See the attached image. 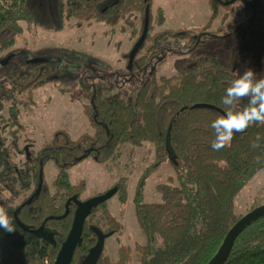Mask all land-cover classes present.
I'll list each match as a JSON object with an SVG mask.
<instances>
[{
    "label": "trees",
    "instance_id": "16d2710c",
    "mask_svg": "<svg viewBox=\"0 0 264 264\" xmlns=\"http://www.w3.org/2000/svg\"><path fill=\"white\" fill-rule=\"evenodd\" d=\"M242 1L250 5L249 0ZM210 2L214 17L220 7L217 3L232 4L229 0ZM148 7V35L132 67L129 68L128 63L125 72L139 83L141 76L150 70L139 85L135 99L128 98L125 91L114 92L115 88L121 89L116 79L122 74L111 71L108 62L89 53L60 46L12 49L16 36L22 32V22L53 30H62L67 18L95 19L116 26L130 14L140 12L143 24L138 41L145 28ZM249 7L252 13H257L255 20L260 17L264 23V5L257 8L254 3ZM152 15V0H0V112L3 101H12L15 92L24 93L49 83H59L74 87L70 91L63 89L64 93H71L72 100L80 102L81 97L87 98L88 103L81 101L83 112L95 130L76 140L66 130H56L52 146L30 157L32 165L25 169L29 170V180H36L32 194L16 207L12 201L0 197V207H7L16 228L13 233L0 231V264H47L46 260L54 264L61 243L71 229L77 205L65 218H47L60 216L67 199L74 195L79 198L85 191L86 182L73 184L69 170L77 162L76 158L89 148H94L96 162L106 163L125 142L140 145L151 141L156 146L158 162L167 158L176 170L178 185L162 184L159 187L163 195L161 202L144 203L140 194L136 198L137 218L147 237L146 244L138 249L141 264H207L239 220L235 197L258 171L264 169V141L254 146L257 135L264 137V124L250 125L243 132L235 133L229 145L219 151L213 150L211 143L215 134L211 123L223 114L221 99L225 89L242 73L236 72L235 66L229 68L219 59L205 55L175 75L158 76L154 65L148 68L155 60L147 54L140 56V51L147 49L151 41ZM160 21H165L164 15ZM179 33L168 36H182ZM190 43L192 46L183 54L202 48L206 40L191 38ZM10 55V60L4 64ZM33 57L52 60L30 63ZM75 85H79L81 91H75ZM246 104L247 98H244L241 106ZM18 117V107L11 105L10 118L16 126H20ZM3 123L4 117L0 114V132ZM168 138L175 152L173 158L169 157ZM5 145L0 138V194L6 177L14 180L22 173ZM13 146L17 143L13 142ZM49 160L55 161L59 168L53 183L56 191L53 194L43 184L37 195L41 161L45 165ZM24 188L29 190L31 182ZM32 196L33 200L25 204ZM99 206L92 209L86 220L71 264H78L96 242L90 217ZM19 207V218L31 229L39 228L47 219L45 227L55 231L54 240L20 227L14 216ZM125 259L122 253L117 263L108 256H101L97 264H127ZM224 264H264V217L238 236Z\"/></svg>",
    "mask_w": 264,
    "mask_h": 264
},
{
    "label": "rangeland",
    "instance_id": "374dc122",
    "mask_svg": "<svg viewBox=\"0 0 264 264\" xmlns=\"http://www.w3.org/2000/svg\"><path fill=\"white\" fill-rule=\"evenodd\" d=\"M254 3L260 8L264 0ZM216 5L220 7L214 17L210 0H152L151 41L147 49L140 51V56L147 54L148 58L155 60L149 63L148 68L154 65L158 76H172L186 69L189 64L199 62L202 56L209 55L229 68L235 66L236 72L243 73L251 68L257 75H264V23L260 17L250 23L253 13L250 5L242 0H235L231 5ZM163 15L165 21L161 23ZM21 24L22 32L16 36L12 49L25 46L35 50L60 46L89 53L108 62L111 71L122 74L116 79L121 89L115 88L114 92L125 91L128 98L135 99L139 85L149 74L148 69L139 83L125 75L128 55L137 42L143 24L140 12L130 14L116 26L95 19L78 21L74 18H67L62 30L45 29L26 22ZM177 32L185 37L168 36ZM199 37L206 40L205 45L197 51L183 54L192 46L190 39ZM75 86V91H81L79 85ZM63 89L70 91L74 87L49 83L24 93L15 92L12 101H3L0 114L4 117V123L0 138L11 152L14 165L22 173L16 175V181L10 177H6L4 182L1 180L3 193L0 197L12 201L14 207L35 190L36 180H29V170L25 169L32 165L30 157L52 146L57 129H65L75 140L84 133L95 132L83 112V103H88L87 98L81 97L80 102L72 100L71 93H64ZM14 104L19 109L20 126H16L10 118V107ZM13 142L17 143L16 147ZM58 173L55 161L45 163L44 184L53 194L56 191L53 183ZM69 174L73 184L86 182L85 191L80 195L82 200L103 194L113 186L118 187V192L94 211L91 222L115 230L114 235L106 240L102 256H108L117 263L122 253L126 256L125 263L141 264L138 249L146 244L147 237L137 218L136 198L140 194L144 203L161 202L163 195L159 187L162 184L178 185L177 173L170 161L166 158L158 162L157 149L151 141L140 145L125 142L106 163L95 161L93 148L88 157L74 164ZM29 182L31 188L28 190L24 187ZM261 204H264V169L258 171L237 193L235 212L238 217H242ZM46 262L49 264L48 260Z\"/></svg>",
    "mask_w": 264,
    "mask_h": 264
},
{
    "label": "water",
    "instance_id": "95a60500",
    "mask_svg": "<svg viewBox=\"0 0 264 264\" xmlns=\"http://www.w3.org/2000/svg\"><path fill=\"white\" fill-rule=\"evenodd\" d=\"M248 1V0H244ZM256 18V12L253 13L252 21H254ZM149 7L147 8V16L145 20V28L143 31V34L139 38V40L136 42L134 48L132 49L130 56H129V68L132 67L133 61L138 54L139 50L141 49L142 45L144 44L146 37L149 32ZM12 55H10L8 58H6L3 63L6 64ZM51 58L48 57H33L29 60L30 63H38V62H46L51 61ZM167 148L169 151V157L173 158L175 155L174 149L171 144L170 138L167 140ZM93 148H89L85 151L83 155L76 158V161H82L86 157L89 156V154L92 152ZM39 185L37 188L36 194L39 195L41 193L43 184H44V163L41 161V167L39 172ZM118 192V187H113L112 189L108 190L107 192L96 195L94 197H91L87 200H80L76 195L71 197L66 205V212L61 216H49L47 219H62L69 215L70 213V203L72 201L75 202L77 205L73 223L71 226V229L65 239V241L62 243V246L58 252V255L55 259L54 264H71L72 260L74 258L75 251L78 247V245L81 242L84 226L86 223V220L88 216L91 214L92 209L99 206L100 204L106 202L110 198H112L116 193ZM32 196L29 200L26 201L25 204L30 203L33 200ZM24 204V205H25ZM21 207H19L15 213V219L17 223L22 227L24 230H29L30 232L36 233V234H42L44 237H46L49 240H54V231H45V223L47 222V219L42 223V225L37 229H31L28 226H26L21 219L19 218V211ZM261 217H264V204H261L255 208H253L251 211H249L247 214L243 215L239 218V220L231 227L229 232L227 233L223 243L221 244L220 248L216 252V254L212 257V259L207 264H224L227 259L229 258L232 249L235 245V241L238 238V236L254 221L260 219ZM95 231L98 234V241L94 247L90 249L89 254L84 259L82 264H97L99 261L105 244V239L112 235L113 232H110L108 234H105L100 228L96 227Z\"/></svg>",
    "mask_w": 264,
    "mask_h": 264
},
{
    "label": "clouds",
    "instance_id": "9594fccd",
    "mask_svg": "<svg viewBox=\"0 0 264 264\" xmlns=\"http://www.w3.org/2000/svg\"><path fill=\"white\" fill-rule=\"evenodd\" d=\"M247 98V104L241 101ZM223 114L211 123L215 138L211 148L219 151L232 141L235 133H241L250 125L264 124V77L251 68L233 78L221 99ZM264 137L256 136L254 146ZM0 231L13 233L16 228L9 217L7 207H0Z\"/></svg>",
    "mask_w": 264,
    "mask_h": 264
},
{
    "label": "flooded vegetation",
    "instance_id": "af4514ba",
    "mask_svg": "<svg viewBox=\"0 0 264 264\" xmlns=\"http://www.w3.org/2000/svg\"><path fill=\"white\" fill-rule=\"evenodd\" d=\"M230 2H232V3H234L235 2V0H229ZM245 2H247V1H245ZM249 4L251 5V6H253V2H251L250 0H249ZM257 14V13H256ZM113 187H116V186H113ZM112 187V188H113ZM43 188V187H42ZM111 188V189H112ZM42 191V190H41ZM73 197V196H72ZM71 198V197H70ZM70 198H68L67 199V201H66V203H65V208H64V212H66V205H67V202H68V200L70 199ZM79 199L80 200H82L80 197H79ZM87 199H89V198H87ZM87 199H85V200H87ZM84 200V201H85ZM69 207H70V212H71V210H72V208H76V204H75V202L74 201H72L71 203H70V205H69ZM64 212L61 214V215H63L64 214ZM89 219V216H88V218H87V220ZM96 227H98V228H100L105 234H108V233H110V232H113L112 233V235H110V236H113L114 235V233H115V230L114 229H110V230H108V229H106V228H102L101 226H98V225H96V224H93L92 225V230H93V234L95 235V239H96V242H95V244L92 246V247H94L95 245H96V243H97V241H98V234H97V232L95 231V228ZM28 231V230H27ZM45 231H53L51 228H46L45 229ZM54 233H55V231H54ZM109 236V237H110ZM67 237V236H66ZM109 237H107L106 239H105V243H106V240L109 238ZM66 239V238H65ZM65 241V240H64ZM63 241V242H64ZM62 242V243H63ZM62 243H61V246H62ZM56 242L54 243V245L56 246ZM61 248V247H60ZM78 248V247H77ZM91 249V248H90ZM90 249H89V251H88V253L86 254V255H84L83 256V258L80 260V262L78 263V264H82V262L84 261V259L87 257V255L89 254V252H90ZM60 250V249H59ZM104 250H105V244H104V249H103V252H102V255H103V253H104ZM76 251H77V249H76ZM76 251H75V253H76ZM75 255V254H74ZM101 255V256H102ZM101 258V257H100Z\"/></svg>",
    "mask_w": 264,
    "mask_h": 264
},
{
    "label": "crops",
    "instance_id": "0c3cea01",
    "mask_svg": "<svg viewBox=\"0 0 264 264\" xmlns=\"http://www.w3.org/2000/svg\"><path fill=\"white\" fill-rule=\"evenodd\" d=\"M51 98V97H50ZM86 120L88 121V119L86 118ZM88 123H89V121H88ZM58 130V129H57ZM65 130V129H64ZM69 133V132H68ZM70 134V133H69ZM72 137V136H71ZM74 139V138H73Z\"/></svg>",
    "mask_w": 264,
    "mask_h": 264
}]
</instances>
